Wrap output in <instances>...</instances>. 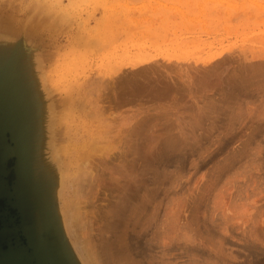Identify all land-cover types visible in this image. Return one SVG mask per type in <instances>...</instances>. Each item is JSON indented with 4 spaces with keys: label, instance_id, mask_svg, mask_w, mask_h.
<instances>
[{
    "label": "rangeland",
    "instance_id": "obj_1",
    "mask_svg": "<svg viewBox=\"0 0 264 264\" xmlns=\"http://www.w3.org/2000/svg\"><path fill=\"white\" fill-rule=\"evenodd\" d=\"M0 160L42 262L264 264V0H0Z\"/></svg>",
    "mask_w": 264,
    "mask_h": 264
},
{
    "label": "flooded vegetation",
    "instance_id": "obj_2",
    "mask_svg": "<svg viewBox=\"0 0 264 264\" xmlns=\"http://www.w3.org/2000/svg\"><path fill=\"white\" fill-rule=\"evenodd\" d=\"M10 173L0 160V264H40L41 257L26 241L21 224L20 192L7 177Z\"/></svg>",
    "mask_w": 264,
    "mask_h": 264
},
{
    "label": "bare ground",
    "instance_id": "obj_3",
    "mask_svg": "<svg viewBox=\"0 0 264 264\" xmlns=\"http://www.w3.org/2000/svg\"><path fill=\"white\" fill-rule=\"evenodd\" d=\"M106 2V1H105ZM102 3V2H101ZM104 5V4H103ZM106 10V9H105ZM104 13H105V11H104ZM103 13V14H104ZM110 23V22H109ZM141 81V80H140ZM143 82V81H142ZM158 85H159V83H158ZM165 90V89H164ZM67 100V99H66ZM58 112V111H57ZM53 121H55V120H53ZM49 122H52L51 120L49 121ZM51 125H50V131H49V135H48V140L50 141V144H51V141L55 138V135H56V131H57V126H56V124H53V123H50ZM154 132V131H153ZM90 140V139H89ZM48 141V142H49ZM55 141V140H54ZM49 144V145H50ZM53 144V143H52ZM73 144H75L76 145V141L73 143ZM51 148V147H50ZM66 149V148H65ZM70 148H68L67 150H69ZM58 151V150H57ZM60 154V153H59ZM157 156V155H156ZM64 168V167H63ZM64 170V169H63ZM67 176V175H66ZM75 215H77V214H75ZM66 217H68L67 215H66ZM66 219V218H65ZM84 251V250H83ZM88 252H86V253H91L92 255H94L93 253H92V251L91 250H87Z\"/></svg>",
    "mask_w": 264,
    "mask_h": 264
},
{
    "label": "water",
    "instance_id": "obj_4",
    "mask_svg": "<svg viewBox=\"0 0 264 264\" xmlns=\"http://www.w3.org/2000/svg\"><path fill=\"white\" fill-rule=\"evenodd\" d=\"M40 264H53L50 260H45L44 262H41Z\"/></svg>",
    "mask_w": 264,
    "mask_h": 264
}]
</instances>
